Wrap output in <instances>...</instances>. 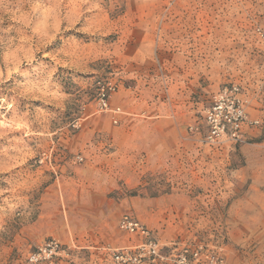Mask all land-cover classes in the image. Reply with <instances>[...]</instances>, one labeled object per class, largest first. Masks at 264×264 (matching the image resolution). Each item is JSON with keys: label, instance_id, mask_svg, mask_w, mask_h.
Returning <instances> with one entry per match:
<instances>
[{"label": "rangeland", "instance_id": "1", "mask_svg": "<svg viewBox=\"0 0 264 264\" xmlns=\"http://www.w3.org/2000/svg\"><path fill=\"white\" fill-rule=\"evenodd\" d=\"M258 28L264 0H0V264H264ZM231 85L262 125L214 150Z\"/></svg>", "mask_w": 264, "mask_h": 264}, {"label": "built area", "instance_id": "2", "mask_svg": "<svg viewBox=\"0 0 264 264\" xmlns=\"http://www.w3.org/2000/svg\"><path fill=\"white\" fill-rule=\"evenodd\" d=\"M257 35L264 42V28H258ZM102 103L106 107L105 102ZM204 120L207 126L206 145L220 151L235 148L246 139L250 130L262 125L260 118L250 117L248 100L243 89L238 85L226 86L218 93L213 105L206 111ZM120 227L131 233H145L143 226L129 216L121 220ZM57 247V242L51 241L40 249L37 256L44 254L45 257L51 258ZM153 252L155 253L154 249ZM113 260L115 264H158L163 258L156 255L135 256L120 253L115 255ZM165 264H224V262L218 257H207L202 261L199 253L195 252L191 258L182 255Z\"/></svg>", "mask_w": 264, "mask_h": 264}]
</instances>
